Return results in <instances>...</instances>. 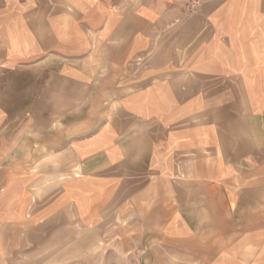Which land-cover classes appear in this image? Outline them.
<instances>
[{"label": "crops", "instance_id": "1", "mask_svg": "<svg viewBox=\"0 0 264 264\" xmlns=\"http://www.w3.org/2000/svg\"><path fill=\"white\" fill-rule=\"evenodd\" d=\"M64 218L264 264V0H0V264H57Z\"/></svg>", "mask_w": 264, "mask_h": 264}, {"label": "rangeland", "instance_id": "2", "mask_svg": "<svg viewBox=\"0 0 264 264\" xmlns=\"http://www.w3.org/2000/svg\"><path fill=\"white\" fill-rule=\"evenodd\" d=\"M198 17L201 16L198 14L190 18L197 21L199 20ZM74 174L75 172H52V180L54 182L52 184L53 193L56 191L54 190L56 188L55 185L60 182L56 181L57 179L64 177L69 180ZM260 194L262 195V191ZM56 221L63 223L67 231L74 230V234L78 226L81 228L78 235L75 236L77 245H75V239L73 237V240H70L72 249H69L68 253L64 254V256L57 258L59 260L58 262L62 264H140L143 258L148 255H146V252L138 249L140 243L139 236L134 234L126 236L122 234L115 236L111 234L109 237L108 235L101 236L99 246L95 249V218L93 221L84 220V224H78V226L75 224V220H71L70 218L68 220L64 218ZM132 227L138 226L133 225ZM81 244L83 247H81ZM53 255L55 257L53 259H56L55 252H53Z\"/></svg>", "mask_w": 264, "mask_h": 264}, {"label": "built area", "instance_id": "3", "mask_svg": "<svg viewBox=\"0 0 264 264\" xmlns=\"http://www.w3.org/2000/svg\"><path fill=\"white\" fill-rule=\"evenodd\" d=\"M196 4H198V3H196Z\"/></svg>", "mask_w": 264, "mask_h": 264}]
</instances>
